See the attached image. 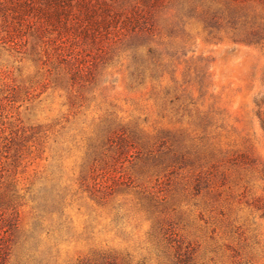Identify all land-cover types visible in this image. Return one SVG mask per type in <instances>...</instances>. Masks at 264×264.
<instances>
[{"label":"rangeland","instance_id":"rangeland-1","mask_svg":"<svg viewBox=\"0 0 264 264\" xmlns=\"http://www.w3.org/2000/svg\"><path fill=\"white\" fill-rule=\"evenodd\" d=\"M239 5L231 28L174 0L82 87L29 31L0 39L5 264H176L169 232L191 264H264V12Z\"/></svg>","mask_w":264,"mask_h":264},{"label":"trees","instance_id":"trees-1","mask_svg":"<svg viewBox=\"0 0 264 264\" xmlns=\"http://www.w3.org/2000/svg\"><path fill=\"white\" fill-rule=\"evenodd\" d=\"M247 1L257 4L264 12V0H210L222 5L227 13L226 22L231 28L239 20L243 19L245 24L248 22L239 5ZM172 2L174 0H0L4 31L0 39L19 45L29 31L33 38L44 45L47 59L65 70L70 85L82 87L95 82L96 68L109 62L124 42L151 36L154 30L153 16ZM210 18L215 19L216 14L212 13ZM213 24L217 25L218 20H214ZM134 44L131 42L130 45ZM146 52L150 55L149 59L133 58L143 65L145 62L147 68L148 65L156 67L158 61L151 48L148 47ZM140 74L138 71L137 76ZM121 141L126 142L125 139ZM91 179L95 190L110 186L107 184L108 176L98 179L94 174ZM196 181L195 189L198 190L200 182L198 178ZM10 190L11 186H7L0 193V264L6 262L10 232L16 224L13 211L6 215L1 208L12 205L14 196L8 194ZM166 234L168 242H174L176 264H191L190 253L182 251L181 244L174 238L176 234Z\"/></svg>","mask_w":264,"mask_h":264}]
</instances>
